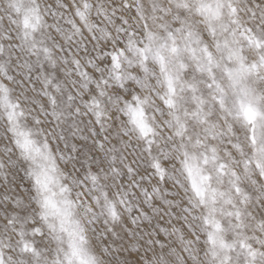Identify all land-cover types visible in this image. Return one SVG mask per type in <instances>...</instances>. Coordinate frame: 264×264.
I'll return each instance as SVG.
<instances>
[{
    "label": "snow or ice",
    "instance_id": "6c2138e0",
    "mask_svg": "<svg viewBox=\"0 0 264 264\" xmlns=\"http://www.w3.org/2000/svg\"><path fill=\"white\" fill-rule=\"evenodd\" d=\"M0 264H264V0H0Z\"/></svg>",
    "mask_w": 264,
    "mask_h": 264
}]
</instances>
